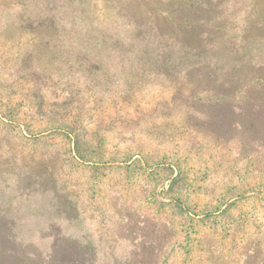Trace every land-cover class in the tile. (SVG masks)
<instances>
[{
  "label": "rangeland",
  "instance_id": "rangeland-1",
  "mask_svg": "<svg viewBox=\"0 0 264 264\" xmlns=\"http://www.w3.org/2000/svg\"><path fill=\"white\" fill-rule=\"evenodd\" d=\"M196 1L0 0V238L32 264H127L144 242L157 264H264V113L192 105L196 78L163 76L137 27L169 29L153 4L205 20ZM226 2L237 37L264 20Z\"/></svg>",
  "mask_w": 264,
  "mask_h": 264
},
{
  "label": "trees",
  "instance_id": "trees-1",
  "mask_svg": "<svg viewBox=\"0 0 264 264\" xmlns=\"http://www.w3.org/2000/svg\"><path fill=\"white\" fill-rule=\"evenodd\" d=\"M226 1L211 0L207 4L197 0L203 8L205 20L192 23L176 19V8L171 12L164 11V14L158 5L153 4L151 10H156L153 14L166 15L170 20L169 29L165 32L149 21L137 23L141 30H156L157 37L165 44L155 55L161 56L163 61L171 60L172 70L169 68L165 71L171 75L163 73V76L175 79L176 75L172 74L178 71L181 73L180 67H183L185 79L190 81L193 77L197 80L194 89L189 92V102L192 105L209 107L213 117L216 115L222 123L221 114L225 111L239 113L243 106L249 107L251 111H258L259 117L264 113V55H254L248 49L249 44L264 41V20L253 19V15H247L237 37L234 24L231 28L229 24L221 25L225 18ZM230 37L231 42L228 40ZM235 124L237 123L230 126L235 127ZM14 241L8 235L0 238V264H32L33 253L27 249L18 253L13 245ZM153 245V242L139 244L140 254L129 262L157 264V256L150 247ZM110 255L115 263L112 254Z\"/></svg>",
  "mask_w": 264,
  "mask_h": 264
}]
</instances>
